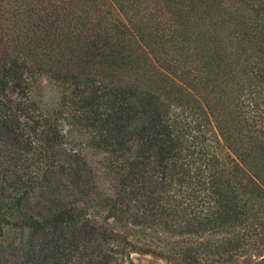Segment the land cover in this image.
Masks as SVG:
<instances>
[{
  "label": "trees",
  "instance_id": "obj_1",
  "mask_svg": "<svg viewBox=\"0 0 264 264\" xmlns=\"http://www.w3.org/2000/svg\"><path fill=\"white\" fill-rule=\"evenodd\" d=\"M131 254L264 264V0H0V264Z\"/></svg>",
  "mask_w": 264,
  "mask_h": 264
},
{
  "label": "rangeland",
  "instance_id": "obj_2",
  "mask_svg": "<svg viewBox=\"0 0 264 264\" xmlns=\"http://www.w3.org/2000/svg\"><path fill=\"white\" fill-rule=\"evenodd\" d=\"M132 241L135 239L131 238ZM162 236L155 237L154 241L149 244L152 248H162L166 242H164ZM255 257V256H254ZM130 258L134 261L135 264H163L160 260H156L151 256H139L137 254H131Z\"/></svg>",
  "mask_w": 264,
  "mask_h": 264
}]
</instances>
